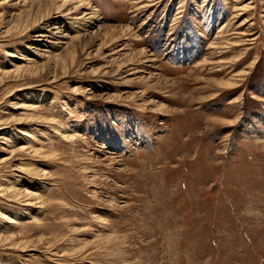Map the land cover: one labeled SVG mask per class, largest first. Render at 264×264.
<instances>
[{"label": "rangeland", "instance_id": "1", "mask_svg": "<svg viewBox=\"0 0 264 264\" xmlns=\"http://www.w3.org/2000/svg\"><path fill=\"white\" fill-rule=\"evenodd\" d=\"M0 264H264V0H0Z\"/></svg>", "mask_w": 264, "mask_h": 264}, {"label": "bare ground", "instance_id": "2", "mask_svg": "<svg viewBox=\"0 0 264 264\" xmlns=\"http://www.w3.org/2000/svg\"><path fill=\"white\" fill-rule=\"evenodd\" d=\"M25 152V151H24ZM1 219H4L5 220V217H1Z\"/></svg>", "mask_w": 264, "mask_h": 264}]
</instances>
